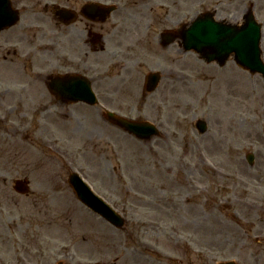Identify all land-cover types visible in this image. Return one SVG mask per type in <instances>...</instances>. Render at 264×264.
I'll use <instances>...</instances> for the list:
<instances>
[{"label":"rangeland","instance_id":"374dc122","mask_svg":"<svg viewBox=\"0 0 264 264\" xmlns=\"http://www.w3.org/2000/svg\"><path fill=\"white\" fill-rule=\"evenodd\" d=\"M255 16L264 62V9ZM173 54L165 67L175 81L170 92L118 100L125 117L159 128L149 140L93 108L53 122L39 116V129L33 117L17 133L0 122V264L72 252L134 254L140 264L197 252L202 264H264V82L232 61L218 67L191 52ZM198 119L208 124L204 135L194 128ZM52 138L56 149L41 144ZM72 170L123 214V229L80 204L67 183ZM16 179L29 181V193L14 192Z\"/></svg>","mask_w":264,"mask_h":264},{"label":"flooded vegetation","instance_id":"af4514ba","mask_svg":"<svg viewBox=\"0 0 264 264\" xmlns=\"http://www.w3.org/2000/svg\"><path fill=\"white\" fill-rule=\"evenodd\" d=\"M9 2L16 20L0 31V106L7 105L0 111L10 118L35 113L84 114L90 110L89 105L69 101L86 97L87 86L97 99L106 102L147 100L170 92L175 83L169 74L153 91L147 90L145 78L155 67L165 71L176 56L173 53H184L181 40L172 35L186 28L195 16L224 26L243 25L249 11L264 9V0ZM7 82L10 86H3ZM94 254L66 253L62 255L67 259L55 261L51 254L38 253L34 259L40 260L36 264L142 263L134 254L107 252L102 253L107 257L100 259L93 258ZM177 255L161 258L165 260L161 262L153 257L148 264H202L201 253Z\"/></svg>","mask_w":264,"mask_h":264},{"label":"water","instance_id":"95a60500","mask_svg":"<svg viewBox=\"0 0 264 264\" xmlns=\"http://www.w3.org/2000/svg\"><path fill=\"white\" fill-rule=\"evenodd\" d=\"M254 15H246V21L243 27L237 28L231 26L234 30L230 33L229 39L221 41L222 37L215 35L212 32H205L203 40L198 35L196 23L193 22L192 29L184 34L185 50H194L201 52L205 57L206 62L216 60L222 66L226 58L233 54V59L238 66L247 69L250 73H259L264 79V64L261 61L260 38L261 30L258 23L255 22ZM248 25V26H247ZM247 26V27H246ZM246 27V28H245ZM200 41V45L198 44ZM202 42V44H201ZM111 122L122 126V128L135 134L138 138L148 139L155 136L156 131L149 124L139 122H129L120 118L111 117ZM204 121L199 120L196 123L200 133L206 130ZM252 155L247 156L248 162H252ZM68 183L75 193L79 201L90 208L94 213L99 214L105 220L116 227H121L123 219L117 216L109 207H107L101 199L96 197L84 182L76 175L70 174ZM13 188L19 193L27 192V182L17 180ZM220 264H234L233 262H224Z\"/></svg>","mask_w":264,"mask_h":264},{"label":"bare ground","instance_id":"6f19581e","mask_svg":"<svg viewBox=\"0 0 264 264\" xmlns=\"http://www.w3.org/2000/svg\"><path fill=\"white\" fill-rule=\"evenodd\" d=\"M119 146V145H118ZM130 152V151H129ZM129 152L127 151V150H125L124 152H123V156L124 157H127L128 155H129Z\"/></svg>","mask_w":264,"mask_h":264}]
</instances>
